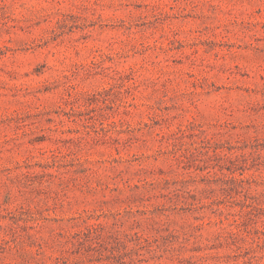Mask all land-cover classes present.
<instances>
[{"label":"rangeland","instance_id":"rangeland-1","mask_svg":"<svg viewBox=\"0 0 264 264\" xmlns=\"http://www.w3.org/2000/svg\"><path fill=\"white\" fill-rule=\"evenodd\" d=\"M0 264H264V0H0Z\"/></svg>","mask_w":264,"mask_h":264}]
</instances>
